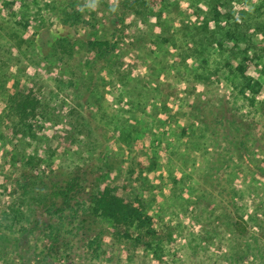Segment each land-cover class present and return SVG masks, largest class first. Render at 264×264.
I'll list each match as a JSON object with an SVG mask.
<instances>
[{"label": "rangeland", "instance_id": "1", "mask_svg": "<svg viewBox=\"0 0 264 264\" xmlns=\"http://www.w3.org/2000/svg\"><path fill=\"white\" fill-rule=\"evenodd\" d=\"M230 5L234 18L246 10L264 20V0ZM67 7L84 10L85 20L97 9L90 0H0V190L14 184L29 160L48 174L95 164L103 185L144 202L161 247L158 257L132 240L107 236L108 264H261L252 254L238 263L226 259V211L249 220L243 244L264 234L258 226L264 225V180L244 164L238 169L235 154V163L226 159V143L215 145L213 128L204 131L202 121L212 123L227 104L264 135L263 36L248 69L261 87L247 100L238 93L240 48L226 37V0H148L119 26L111 59L83 43L107 39L98 22L115 25L113 8L94 13L91 27L65 24ZM19 92L38 99L27 127L8 107ZM256 150L261 164L264 151ZM12 200L0 191V211ZM79 254L71 257L75 264H90Z\"/></svg>", "mask_w": 264, "mask_h": 264}, {"label": "trees", "instance_id": "2", "mask_svg": "<svg viewBox=\"0 0 264 264\" xmlns=\"http://www.w3.org/2000/svg\"><path fill=\"white\" fill-rule=\"evenodd\" d=\"M90 1L96 6V11L101 7L100 11L92 12V18L94 13H105L108 11L106 9L113 8L112 13H116L113 21L118 25L107 26L100 17L98 23L106 26L107 39L89 38L83 45L88 51L111 59L119 45L117 33L123 30L119 26L124 27L128 14H140L144 7L147 8L148 0H118L116 6L112 7L108 0ZM232 1L226 0V9L230 11L226 12V37L236 40L240 48L241 60L236 67L241 78L238 93L252 100L249 97L260 91L261 84L248 74V69L250 63L260 56L256 40L259 35L264 38V20L246 10H241L240 16L234 18L231 12L234 6L230 5ZM83 11L75 7L68 10L67 7L62 13V20L65 24L86 23L94 27L93 19L85 20ZM211 13L217 22L221 20L217 3H214ZM37 106L38 99L30 92L11 94L9 98L8 107L18 115L22 127H27L29 119L36 116ZM218 110L219 114L212 115V123L202 121L207 127L204 131L213 128L210 133L214 144L226 143V159L235 163V154L240 161L238 169L244 164L247 170L264 180V158L261 164H256V149L264 151L260 139H264V135L258 136L256 133L258 125L246 116L234 113L227 104L226 108ZM202 117L205 119L207 115L203 113ZM29 164L30 160L22 164L14 184L7 187L3 184L4 188L0 190L13 196L7 208L0 211V262L55 264L57 260L64 264H75L76 259L72 260L71 257L81 251L77 257H85L90 264H108L112 258L107 256L105 248L107 236L132 240L159 257V236L154 218L147 212L144 202L140 198L128 200L117 195L113 187L103 185L95 164L85 163L69 171L58 169L49 174L45 169H39V165ZM232 166L226 160V171H230ZM234 215L226 211V217H229L226 218V231L230 234L226 259L238 263L252 254L256 261L264 264V234L259 236L253 233V238L247 237L253 241L243 244L241 240L251 226H248L249 220L243 214L236 212ZM258 226L264 227L261 223ZM30 250L31 256L25 255V251Z\"/></svg>", "mask_w": 264, "mask_h": 264}]
</instances>
